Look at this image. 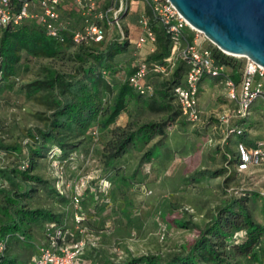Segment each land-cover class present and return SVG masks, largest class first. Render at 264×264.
Here are the masks:
<instances>
[{
    "label": "rangeland",
    "instance_id": "1",
    "mask_svg": "<svg viewBox=\"0 0 264 264\" xmlns=\"http://www.w3.org/2000/svg\"><path fill=\"white\" fill-rule=\"evenodd\" d=\"M113 1L108 13L109 24L102 26L105 39L111 43L126 41L129 45L133 41L128 39L129 31L121 22V13L129 5L123 1L121 13L114 17L118 7ZM39 27L35 23L28 24L23 35L17 37L8 38L0 33V54L6 71L0 75V169L19 165L20 170H24L23 157H27V151L24 149L21 156L14 148L28 129L38 127L54 136V139L40 140L36 144L43 149L40 155L34 156L36 164L31 175L39 177L40 182H30L32 193L24 202L26 209L48 208L54 204V211H60L62 220L72 228L74 235V206L70 197L73 186L81 177L85 178L87 185L80 204L84 235L97 245L103 258L114 263L149 255L159 257L158 264H165L172 255L185 254L187 246L196 239L199 229L209 221L216 208L243 194L251 195L247 207L255 221L264 225V202L260 196L264 193V165L231 176L192 178L200 170L225 168L224 155H232L234 146L241 140L233 136L232 147L222 145L221 136L216 134L219 130L214 129L217 122L211 115L227 113L229 107L222 85L216 83L200 93V108L206 112L202 120H208L206 126L191 125L180 116L170 121L175 108L171 112L158 111L156 105L151 107L150 103L131 99L107 130L100 131L92 124L84 134H79L65 127H50L49 119L56 104L49 71L77 76L81 72L78 54L88 57V51L101 47L102 39L95 44H91V40L74 43L73 33H81L83 29L76 25L64 43L56 44L47 40ZM134 47L126 49L124 46L119 50L117 46L112 47L118 54L110 71L92 58L91 75L98 82L96 97L102 107L111 103L116 86L126 75L130 58L136 62L140 60ZM114 52L111 50L112 54ZM226 57L231 63L227 73L242 68L244 57ZM82 77L86 76L82 74ZM85 83L90 85L89 80ZM205 83L210 85L211 80L207 78ZM143 100L150 102V99ZM239 122L235 124L243 126L244 138L249 137L250 143L264 137V105L259 99L252 104L248 120ZM145 123H168L165 136L138 141L105 170L104 154L106 143L113 137L111 130L135 129ZM31 143L28 138L23 141V145ZM0 187L6 185L0 182ZM90 194L94 197L93 204L85 208L82 202ZM174 220L192 225L188 229L181 228L173 223ZM34 238L38 245L41 244L39 231ZM34 249L22 242L11 246L20 263L30 261L35 255ZM230 257L234 262L243 263L242 257L235 253L231 252Z\"/></svg>",
    "mask_w": 264,
    "mask_h": 264
},
{
    "label": "trees",
    "instance_id": "2",
    "mask_svg": "<svg viewBox=\"0 0 264 264\" xmlns=\"http://www.w3.org/2000/svg\"><path fill=\"white\" fill-rule=\"evenodd\" d=\"M31 1V0H26ZM98 0H96L97 2ZM15 5V4H14ZM18 4H16L17 8ZM34 7L33 11L38 12V8ZM60 3L58 5V12ZM148 17L150 19L149 26L156 36V49L148 56L147 61L162 62L170 52V45L168 36L165 33V28L151 15L148 6ZM35 23V20L25 21L19 26H8L0 29V33L8 38L12 36L23 35L25 27L29 24ZM104 24H107L106 21ZM98 24L102 27L101 22ZM39 26V25H38ZM84 26V20L81 24ZM41 34L47 40L56 44L65 42H56L48 38L41 27ZM63 33V32H62ZM185 39L191 40L189 32L184 33ZM101 47L94 51H88V57L78 54V65H80V74L72 76L60 71H49L51 84L55 89L54 102L56 109L49 119V126L65 127L71 132H78L84 134L88 127L96 124L98 130H107L112 126L121 112L126 109L127 103L131 99L142 100L145 103H150V106L156 105L158 111L171 112L173 108L175 111L169 117L173 121L175 117L181 116V113L175 104L172 95V89L176 85L183 83L185 74V66L179 63L168 80H161L158 75L151 74L148 77V84L152 87L153 93L149 97H143L136 94L128 84V78L135 71L137 62L130 58L129 66L126 67V75L123 81L116 86L114 97L108 105L102 107L97 100L96 87L98 82L96 77L91 75L92 58L97 61L103 69L114 68L113 61L115 59L116 48L126 49L128 44L126 41L119 43H111L109 41L101 40ZM74 42V41H73ZM95 44L94 41H90ZM76 43V42H74ZM112 48V49H111ZM113 50V54L111 53ZM84 52V51H83ZM90 54V55H89ZM212 55L216 62L227 69L231 65L229 59L224 53L216 47L212 48ZM131 62V63H130ZM4 60L0 54V75L5 73ZM239 70H233L230 75L235 82L239 79ZM86 77H82V74ZM2 78L0 77V83ZM89 80L90 85H86L85 81ZM143 99H150V102ZM184 119V117H182ZM185 120V119H184ZM186 121V120H185ZM240 121V120H238ZM168 123H145L135 129H113L111 133L112 139L106 143V150L104 154V169L109 168L113 162L128 153L129 148L135 145L138 141L147 142L154 136H165V128ZM238 125V124H237ZM246 134L240 136L241 140L244 139ZM31 140V144L23 145L24 139ZM54 139L48 130L38 127H32L26 131V135L21 137L14 148L17 153L23 156L24 149L27 151V157H23L26 161L24 170H20L19 165L11 168L0 169V182H3L6 187H0V241L4 240L5 245L3 251L0 253V264H30L32 259L36 256L38 250V243L34 239L37 231L43 232L44 226L47 223L54 222L57 225H62L68 232H65L62 240L70 242L74 239L71 233V228L67 227L60 211H54V204L51 207H42L39 209H26L25 200L30 198L32 187L30 182H40L39 177L31 175L35 167L34 156L41 154L43 147L36 146L40 140ZM229 141V140H228ZM58 142V141H56ZM60 146H63L58 143ZM250 145V143H248ZM65 150V148L63 149ZM150 155V152L147 153ZM146 155V157H147ZM148 158V157H147ZM149 159V158H148ZM236 160V146L235 152L232 155H224V165L228 164L229 167ZM235 172L232 169L228 173L227 168L220 170H200L193 175V179L197 177L208 176L216 178L221 175H233ZM228 178V177H227ZM225 179L226 182L228 179ZM250 194H245L242 197H236L226 201L223 205L218 206L210 217L209 221L199 229L196 239L187 246L185 254L176 253L171 258L166 259L165 264H240L234 262L230 257L231 252L235 255L242 257L243 263L261 262L264 259V225H261L252 217V214L247 207V201ZM93 195L90 194L82 202L85 208H89L93 204ZM173 223L181 228L188 229L192 225L189 222L182 220H174ZM26 243V246L35 248V255L30 261L20 263L17 256L11 251V246L14 243ZM85 258L90 262L89 264H158L161 260L157 256L139 255L130 257L122 263H114L110 259H105L99 248L90 247L86 250Z\"/></svg>",
    "mask_w": 264,
    "mask_h": 264
},
{
    "label": "built area",
    "instance_id": "3",
    "mask_svg": "<svg viewBox=\"0 0 264 264\" xmlns=\"http://www.w3.org/2000/svg\"><path fill=\"white\" fill-rule=\"evenodd\" d=\"M116 1L120 3V6L113 13L114 17L121 13L123 1L125 3V0ZM143 1L149 6L153 18L164 26L170 52L162 62H152L146 59L137 61L135 71L128 78L129 86L136 94L149 97L152 95L153 89L147 82L148 77L155 74L161 80H168L177 65L183 63L186 68L183 83L172 89V95L181 116L191 125L202 124L205 126L208 124L207 119L202 120L204 116L199 103L200 83L206 77L216 79L225 90L229 107L227 113L211 115L217 122L214 129L219 130L222 145H226L233 136H242L245 129L242 125L232 124V121L244 120L250 116L252 104L257 99L264 105V68L244 57V64L239 70V79L235 82L230 72H226L227 68L218 64L214 59L212 48L215 46L202 33L192 28L168 0ZM76 2L83 8L84 26L81 33H73V41L79 43L83 40L94 42L101 40L104 30L98 21H106L109 24L108 13L111 8L105 12H95L96 0H76ZM59 3L60 0H0V29L19 26L25 21L35 20L48 38L58 43L63 42V27L59 21L58 12ZM16 4H18L17 8ZM34 7L39 9L38 12L33 11ZM149 21L147 15H142L138 19V25L142 32L135 43L137 48L146 43L152 45L156 43V36L149 26ZM186 31L191 35V40L185 39ZM205 42H208L209 45H205ZM262 165H264V138L257 140L251 147L247 146L244 138L236 144L235 162L230 167L228 164L224 166L228 169V173L232 168L235 173H238ZM86 185V179L81 177L73 186L70 197L74 206L73 229L77 233H75L74 239L65 242L62 239L68 229L54 222L47 223L41 233L42 242L30 264L90 263L85 258L86 250L90 247L96 248L97 245L90 242L84 235L82 226L83 211L80 204ZM260 196L264 202V193H260ZM88 234L93 235V232L88 231ZM4 245L5 241L1 240L0 253L3 251ZM247 264H262V262Z\"/></svg>",
    "mask_w": 264,
    "mask_h": 264
},
{
    "label": "water",
    "instance_id": "4",
    "mask_svg": "<svg viewBox=\"0 0 264 264\" xmlns=\"http://www.w3.org/2000/svg\"><path fill=\"white\" fill-rule=\"evenodd\" d=\"M168 1L222 53L264 68V0Z\"/></svg>",
    "mask_w": 264,
    "mask_h": 264
},
{
    "label": "crops",
    "instance_id": "5",
    "mask_svg": "<svg viewBox=\"0 0 264 264\" xmlns=\"http://www.w3.org/2000/svg\"><path fill=\"white\" fill-rule=\"evenodd\" d=\"M113 2L115 3V6L118 7L117 9H119L120 3L116 0H114ZM125 4L126 5L128 4L129 7L128 9L126 8L124 9V11H122L121 22L123 26L126 28V30L129 31L128 39L129 40L131 39L134 43H136L138 37L141 35V32H142L141 28L138 25V19L142 15L148 16V13H147L148 5L143 0H125ZM111 5H112V0H98L96 2L95 12H105L111 8ZM117 9L114 10V12L117 11ZM75 17L78 20L77 23L75 22L76 20ZM83 20H84L83 8L82 6L77 4L76 0H60L59 21L63 27V35L65 37L69 36V34L73 32L72 29L74 28V26L81 25ZM103 25L104 23L102 21V26ZM105 35L106 33H104V39H105ZM108 40L109 39L106 38L105 42ZM133 42L132 43L130 42V44L128 45V48L134 47L135 44L133 45ZM134 48L138 50L139 59L142 60V59H147L148 56L156 49V44L152 45L150 43H146L140 48H137L136 46ZM207 78L208 77L204 78L200 83V93L203 91H206L207 89L212 88L214 85H217L216 83H218L216 79L209 78L211 80V83L210 85H208L207 83H205V79ZM204 114H206V112L202 111L203 116H205ZM248 118L249 116L246 118V120H248ZM237 122L239 121H232V124L237 125L235 124ZM216 134L220 136V133L217 131H216ZM231 138L226 144L227 146H230V147H232V144L230 142ZM261 138H264V137H261ZM259 139L254 140L253 143H250L249 140L251 139H249V137L245 140L247 142V146L251 147ZM248 143H250V145H248ZM233 152H235V146H234Z\"/></svg>",
    "mask_w": 264,
    "mask_h": 264
}]
</instances>
